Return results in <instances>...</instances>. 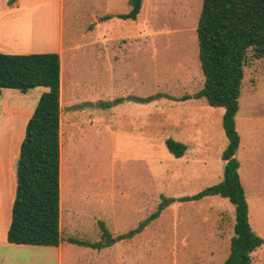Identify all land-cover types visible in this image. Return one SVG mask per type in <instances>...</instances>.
Returning a JSON list of instances; mask_svg holds the SVG:
<instances>
[{
	"label": "rangeland",
	"instance_id": "1",
	"mask_svg": "<svg viewBox=\"0 0 264 264\" xmlns=\"http://www.w3.org/2000/svg\"><path fill=\"white\" fill-rule=\"evenodd\" d=\"M93 1L65 0L64 6L59 122L62 264H222L235 222V208L227 198L208 195L174 202L148 222L160 196L191 195L223 176L221 153L227 138L222 107L210 106L202 98L193 104L197 108L188 109L189 117L195 118L193 125L190 120L172 121L175 98L199 90L204 81L196 34L202 0H141L135 20L115 16L101 23L98 32L102 17L127 13L131 5L128 0H100L96 8ZM101 34L105 37H93ZM122 48L130 54L114 62L113 86L108 83L110 73L100 66V55L122 52ZM95 69L100 70L99 84L92 83ZM124 89L151 97L145 151L143 140L140 148L138 139L127 140L122 123L120 131L113 124L122 110L119 95ZM111 94L118 99L112 104ZM175 126L188 129L183 140L188 138L195 152L206 150L204 163L193 161L187 176L185 163L165 146L166 138L176 135ZM235 126L240 136L235 155L248 220L264 238V57H256L251 49ZM152 135L159 138L152 140ZM100 221L112 236L139 225L140 229L99 248L68 241L69 237L101 240ZM38 247L44 250L19 252L21 259L31 262L34 256L42 259L51 251V264H57L53 256L58 247ZM251 257L253 264H264V243Z\"/></svg>",
	"mask_w": 264,
	"mask_h": 264
},
{
	"label": "trees",
	"instance_id": "2",
	"mask_svg": "<svg viewBox=\"0 0 264 264\" xmlns=\"http://www.w3.org/2000/svg\"><path fill=\"white\" fill-rule=\"evenodd\" d=\"M15 0H9L12 3ZM131 9L120 18L134 19L141 0H129ZM103 20L109 15L102 17ZM198 58L204 77L202 87L181 99L204 97L213 107H222V127L227 144L222 150V179L197 193L179 197H161L148 222L159 216L173 202L197 200L203 196L227 198L235 208L230 249L222 264H253L252 252L264 243L250 226L245 190L238 172L235 153L240 136L235 126L244 67L251 49L264 57V0H202L197 20ZM44 86L35 108L27 120L16 164V189L6 240L15 244L58 246L61 242L60 217V57L58 52H0V93L2 88L26 92ZM151 97L135 98L147 102ZM174 99L173 97H170ZM118 101L115 99L111 102ZM165 146L175 157L186 144L166 138ZM103 237L89 240L69 237L72 244L99 248L131 237L140 225L124 234L112 236L100 221Z\"/></svg>",
	"mask_w": 264,
	"mask_h": 264
},
{
	"label": "crops",
	"instance_id": "3",
	"mask_svg": "<svg viewBox=\"0 0 264 264\" xmlns=\"http://www.w3.org/2000/svg\"><path fill=\"white\" fill-rule=\"evenodd\" d=\"M99 1L100 0L93 1V3H95L94 5H96V8L97 6H99ZM64 6L65 0H15L12 3H10L9 0H0V52H58L60 57V87L62 83L61 78L64 32L63 23L65 9ZM118 14L112 15L110 16L111 18H107L106 20H103L102 18V21H98L96 26L97 32L99 29H101V23L111 20ZM135 19L136 17L132 20ZM106 30V38L109 40L110 38H108V29ZM94 35L93 37H96V39L105 37V35L103 34L96 36ZM126 38H122L123 41ZM112 40H115V38L112 37ZM122 50V52H116L114 54L107 53L106 55H100V66H102V68L105 67L106 70H108V73H110L107 77L108 83L113 86L116 82L115 76L111 74L114 62L120 59H125V57L129 56L130 54L128 51H126V48H122ZM97 64L99 65V63ZM100 81V70L97 69L92 74V83L97 82L99 84ZM46 90L47 88L44 86H36L26 92H21L16 88H2L0 93V264H51V251H49L46 256H42V259H38L34 256V261L31 262L25 259H21L19 252H23L26 250H44L38 249V246L40 245L15 244L10 243L6 240L7 230L11 218V207L15 196L16 164L19 154L20 143L25 134V126L27 120L31 116L41 93ZM112 93H114V88L112 90ZM119 96L122 97L123 100L122 102H120L122 104L119 105L122 106V110L118 113L117 118H115L116 120H113V124H116V131H120L118 127H120V124L122 123L123 128L125 129L124 134L127 140L131 138L138 139L140 148L141 140H143V148L145 151L146 141L148 139V105L147 102H141L136 100L135 98L146 97V95L142 96L141 94H137L135 91H131L130 89H124V91ZM181 97L175 98L176 100L173 102L174 104H176V116L172 117V121L174 124L175 122L176 124H182L184 122L189 123L190 120L193 125L195 118L189 117L188 109L190 107L191 111H193L195 108H197L196 106H193L196 100H201L202 98H205L192 97L184 100L181 99ZM91 98H97L98 100V97H96L95 95H91ZM116 98L117 97L115 96V94H111L109 95L108 100H114ZM192 106L195 108H193ZM160 112L163 113L164 110L161 109ZM153 125L154 123H151V126ZM175 128L176 131L173 133H175L176 135L172 136V139L186 144V150L184 154L180 157L175 158H179V160H182L185 163L186 169L183 171V173L187 176L189 174V165L193 161L197 160L201 163H204V161L206 160V150L203 151L201 149V151L195 152L194 149H192L194 145H190L188 138L187 140H183L184 137L187 136L185 133L188 132V129H184L182 128V126H175ZM157 138L154 135L151 136L152 140ZM61 161L62 152L60 144V200L62 166ZM239 171L240 167H238V172ZM174 175L180 177L179 173H175ZM179 196L183 195L176 194L172 197ZM56 247H58V251L54 253V260H56L57 264H62L63 259L61 256V244Z\"/></svg>",
	"mask_w": 264,
	"mask_h": 264
},
{
	"label": "bare ground",
	"instance_id": "4",
	"mask_svg": "<svg viewBox=\"0 0 264 264\" xmlns=\"http://www.w3.org/2000/svg\"><path fill=\"white\" fill-rule=\"evenodd\" d=\"M62 167V166H61ZM62 169V168H61ZM62 171V170H61Z\"/></svg>",
	"mask_w": 264,
	"mask_h": 264
}]
</instances>
